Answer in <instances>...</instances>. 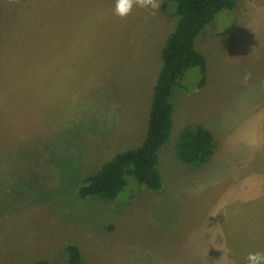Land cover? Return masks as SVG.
I'll return each instance as SVG.
<instances>
[{"label": "rangeland", "instance_id": "rangeland-1", "mask_svg": "<svg viewBox=\"0 0 264 264\" xmlns=\"http://www.w3.org/2000/svg\"><path fill=\"white\" fill-rule=\"evenodd\" d=\"M115 3L0 0L4 27L27 20L31 30L30 46L27 36L8 58L26 78L24 104L12 102L9 113L23 142L0 158V264H63L68 243L86 264H226L223 244L208 225L227 218L223 204L245 195L243 187L262 190L251 192L250 201L264 231V0L217 12L195 39L205 56V82L199 86L200 71L190 67L174 92L171 135L158 153L162 188L149 190L129 177L115 199L77 196L86 176L143 139L161 47L171 30L168 0H160L155 15L134 5L124 18L114 14ZM233 25L237 32L220 35ZM44 26L47 33L36 31ZM51 29L59 31L58 51L46 40L55 35ZM44 49L83 63L80 73L65 72L46 103L38 85L53 72L36 59ZM78 73L91 81L89 93L96 88L94 106L81 110ZM104 97L110 106L102 104ZM51 118L57 119L47 124ZM193 124L213 136L211 157L203 163H185L176 154L181 130ZM249 253L240 264H248Z\"/></svg>", "mask_w": 264, "mask_h": 264}, {"label": "trees", "instance_id": "trees-1", "mask_svg": "<svg viewBox=\"0 0 264 264\" xmlns=\"http://www.w3.org/2000/svg\"><path fill=\"white\" fill-rule=\"evenodd\" d=\"M168 3L172 17L171 30L161 47V64L153 83L145 135L136 147L116 153L95 173L86 176L76 190L80 199H115L131 178L137 185L149 190L159 191L162 188L157 167L158 153L171 135L174 92L179 87L183 72L190 67H197L200 71L198 85L205 82V56L196 49L195 39L217 12L233 9L235 0H168ZM237 31L238 28L233 25L220 35ZM212 149L213 136L207 127L193 124L181 130L176 154L182 162H206L211 157ZM63 250V264H86L77 246L68 243ZM32 264L57 263L40 259Z\"/></svg>", "mask_w": 264, "mask_h": 264}, {"label": "crops", "instance_id": "crops-1", "mask_svg": "<svg viewBox=\"0 0 264 264\" xmlns=\"http://www.w3.org/2000/svg\"><path fill=\"white\" fill-rule=\"evenodd\" d=\"M248 1L249 0H245L240 5L239 1L237 0V4L235 5L238 6L236 8L246 9V4ZM246 21L247 20L245 19L244 22ZM36 31L47 33L49 28L44 26L43 28H40ZM52 31H56L52 32L55 33V35L49 34L46 40H54L50 46L51 48L53 47V49L58 51L60 44L58 36L59 31L56 29ZM30 34V24L27 20H22L19 22V24H13L4 27L0 19V158L3 157L4 151L8 153L9 156L11 151L19 148L23 142V139L15 129L14 119L10 117L9 113L12 111V102H23L24 104V97L22 98L21 96L24 93V80L26 78V73L19 76L18 74L21 73L18 70L19 65L8 58L9 56H12L13 51L17 47L22 46V42H26L25 38L27 39V36L30 40L28 41V45L30 46ZM44 50H46L44 53H42L44 56L36 59L42 60L46 67H48L49 72H53L52 74L46 73V78H48V80L38 85L39 93L44 99L43 101L46 103L48 95H45L52 90V87H55L56 90H59V82L64 76L65 72H79V70L77 71V68H79V66L83 63L80 59H70L69 57L63 56L62 54L61 56L59 55L56 57L52 55L49 50ZM79 75L80 76L77 77L76 86L78 93L77 109L81 110L82 108L87 109L90 108L89 106H94L96 103V88H94L93 91L89 93L87 83L89 82L90 84L91 81L89 80L88 76L81 74ZM49 78L54 79V81H50L51 79L49 80ZM124 79L125 77H123V80H120L123 81L124 85L126 86V80ZM12 81L14 83H12ZM94 83H96L95 80ZM15 85L21 90L15 92ZM81 90L86 91V93H81ZM101 100L105 101L102 103L103 105H111V100H108L106 97L102 98ZM173 114L174 110L172 111V118ZM16 119L17 117L15 118V123H17ZM56 119L57 118L49 119L47 124L55 122ZM24 141H30V139L26 138ZM6 158L8 157L6 156ZM11 158L12 156H10V159ZM240 190L244 191L243 194L245 195L235 197L231 201H226L222 206L227 208V218L224 220H212L211 224L208 225L209 229L214 230L213 232L215 241L224 245L221 247L224 251V262L226 264H240L241 258L245 256V253L249 248L250 253L260 252L264 254V231L263 227H259V223L263 222H259L261 219L257 216L256 212L252 208L254 205L250 201V198L253 197L251 192H256L258 195V193L262 190H257L254 187L247 189L243 187ZM229 215L231 216L232 220H228L230 218ZM237 258L239 263L237 262Z\"/></svg>", "mask_w": 264, "mask_h": 264}, {"label": "clouds", "instance_id": "clouds-1", "mask_svg": "<svg viewBox=\"0 0 264 264\" xmlns=\"http://www.w3.org/2000/svg\"><path fill=\"white\" fill-rule=\"evenodd\" d=\"M139 6L144 9H151L152 14L160 8V0H116L114 14L124 18L127 17L133 7ZM250 74L246 75V79ZM248 264H264V254L260 252L249 253L247 256Z\"/></svg>", "mask_w": 264, "mask_h": 264}]
</instances>
